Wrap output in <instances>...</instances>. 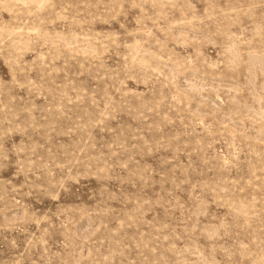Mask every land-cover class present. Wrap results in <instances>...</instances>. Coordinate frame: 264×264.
Segmentation results:
<instances>
[{
    "label": "rangeland",
    "instance_id": "374dc122",
    "mask_svg": "<svg viewBox=\"0 0 264 264\" xmlns=\"http://www.w3.org/2000/svg\"><path fill=\"white\" fill-rule=\"evenodd\" d=\"M0 264H264V0H0Z\"/></svg>",
    "mask_w": 264,
    "mask_h": 264
}]
</instances>
